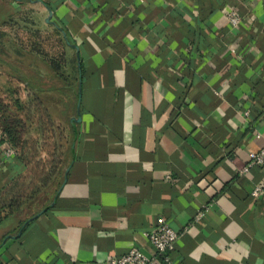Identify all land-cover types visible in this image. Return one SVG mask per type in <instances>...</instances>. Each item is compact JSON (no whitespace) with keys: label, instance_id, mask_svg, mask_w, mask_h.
Instances as JSON below:
<instances>
[{"label":"crops","instance_id":"0c3cea01","mask_svg":"<svg viewBox=\"0 0 264 264\" xmlns=\"http://www.w3.org/2000/svg\"><path fill=\"white\" fill-rule=\"evenodd\" d=\"M14 27L66 38L78 108L60 106L59 78L26 43L8 49ZM1 48L0 75L76 125L50 206L18 235V220L0 224V264H109L134 247L151 264H264L263 171H242L264 146V0H0ZM160 218L179 234L162 255L145 235Z\"/></svg>","mask_w":264,"mask_h":264},{"label":"rangeland","instance_id":"374dc122","mask_svg":"<svg viewBox=\"0 0 264 264\" xmlns=\"http://www.w3.org/2000/svg\"><path fill=\"white\" fill-rule=\"evenodd\" d=\"M24 43H26L25 46H28L34 53L41 50L43 53L48 54L49 58L46 59L48 64H51L53 59L57 60V63L61 58L63 59L61 56L64 52L62 40L60 37H57L55 33H35L24 30L21 27H14L12 35L9 34V37L7 36L8 49L11 47V44L24 46ZM0 50H2V48ZM2 54H4V52H2ZM7 54L8 50L6 51V55ZM67 59V66L72 65L71 58L67 56ZM60 62L63 61L60 60ZM17 70H20V68H17ZM23 73H26V70ZM0 76V112L2 114L1 125L3 132L7 137L8 134L6 132H10V141L17 154L19 150H21L22 145L28 148L31 153V173L34 171L48 172L51 160L54 157L56 158L60 153L58 149V138L61 140L60 144L61 142L64 143L65 135L68 134V128L65 125H68L69 118H63L61 115L63 126L60 127V117L53 115L56 119L53 123L52 120L46 117L41 109L39 110L33 107L35 101L33 100L34 97H32L34 93L31 87L29 88L26 84H21L15 79L11 82V78L10 80L5 79L4 74ZM59 80V82L54 81V83H50L48 87L52 89L54 87L59 88L61 91L57 92L62 95L65 94V99H61L62 104L60 106L70 108L74 104L72 93L70 95L67 91L69 90L70 80L66 74L62 75V79L60 78ZM25 92L28 94L26 98H23L24 95L22 94ZM45 93H43L42 96ZM8 96L10 99H8ZM47 96L48 95L43 96L45 97L44 101L47 103L48 107L50 106L49 109L53 112L55 106H58V102L56 103V100H52L48 103ZM54 102L55 104H53ZM64 126L66 128H64ZM12 141H14L15 145ZM66 147L67 145L63 150H66Z\"/></svg>","mask_w":264,"mask_h":264},{"label":"trees","instance_id":"16d2710c","mask_svg":"<svg viewBox=\"0 0 264 264\" xmlns=\"http://www.w3.org/2000/svg\"><path fill=\"white\" fill-rule=\"evenodd\" d=\"M60 39L62 40V44L64 48V52L61 54L63 59L62 58L60 59L63 62H60L59 60L57 63V60L53 59V62L50 64V68L55 72V75L59 79L60 78L62 79V75L66 74L68 78L70 75L68 74L67 64L66 66L64 65V62L67 63L68 60L65 51L68 44L66 38L63 37L62 35L60 36ZM36 53L47 62L46 59L49 58L48 54L43 53V51L41 50H38ZM79 81L80 80L78 77L76 79H73V81L70 80L71 83L69 86V90H67L68 92H70L73 90L72 89L73 87H76V93H75L77 97L76 103H74L72 106L74 108H78L79 106V98H80ZM56 89H57L56 91H61L59 88ZM33 100L35 101L33 107L39 110L41 109V111L44 112L46 117L49 120H52L54 123L56 119L52 115L51 110L49 109L45 101L38 97L34 98ZM61 115L63 116V118H68L66 113L65 114L62 113L60 115H57L60 117V120H61ZM68 121L69 124L73 125V127L76 125L75 121L72 123L70 122V120ZM59 126L60 127L63 126L62 120L59 122ZM65 126L64 128H66ZM6 133L8 134L9 137V138L7 137V139L11 143L10 132L8 131ZM64 139H65L64 143L61 142L60 144L61 140H59L58 138V143H59L58 149L60 150V153L56 158L54 157L51 160L49 166L50 169L48 172L45 173L37 172V171H34L33 173L30 172L31 153L28 150V148H26L24 145H22L21 150H19V153L16 154L15 156L17 162L13 161L9 166V169L12 170L11 175L12 174L13 175L10 178L9 182L0 188V224H2L4 220L10 218L18 220V225L14 229V234L18 235L26 228V226L29 223V219L38 212L39 208L44 206H50V202L52 201V198L57 192V189L64 182L66 170L69 165V158L71 155V148L68 143L69 141H67L66 135ZM12 142L14 144V141ZM66 145H67L66 147L67 149L63 150V148ZM18 164L19 165L22 164L24 166V170L22 172H18L16 170Z\"/></svg>","mask_w":264,"mask_h":264},{"label":"built area","instance_id":"2783aa9c","mask_svg":"<svg viewBox=\"0 0 264 264\" xmlns=\"http://www.w3.org/2000/svg\"><path fill=\"white\" fill-rule=\"evenodd\" d=\"M254 15L252 13L248 14V17L252 18ZM244 17L240 13V10L236 7H233L228 12V23L234 27L238 28L244 25ZM248 114V112L246 113ZM1 121V113H0ZM7 136L3 132L2 127L0 126V140H6ZM7 156L16 155L17 152L15 148L9 147L7 150ZM258 167L263 171L262 181L256 185L252 195L254 198H261L264 195V146L255 152H250L249 162L243 168V172H248L250 168ZM202 213L199 214V217ZM145 235L150 240V242L156 247L158 255L166 254L172 251L175 247V244L178 240L179 234L175 231L164 218H160L158 224L149 232H146ZM157 259V256L150 258L143 253V251L137 247L131 248L123 256H117L110 260L109 264H151L154 260ZM168 264H172L170 256L166 255L164 259Z\"/></svg>","mask_w":264,"mask_h":264},{"label":"water","instance_id":"95a60500","mask_svg":"<svg viewBox=\"0 0 264 264\" xmlns=\"http://www.w3.org/2000/svg\"><path fill=\"white\" fill-rule=\"evenodd\" d=\"M50 17H51V14H50ZM77 121H80V118H78Z\"/></svg>","mask_w":264,"mask_h":264}]
</instances>
